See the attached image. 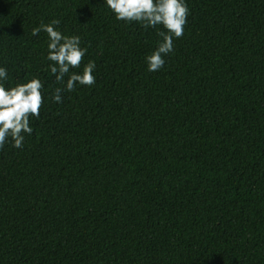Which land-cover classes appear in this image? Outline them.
I'll return each mask as SVG.
<instances>
[{
	"label": "trees",
	"instance_id": "1",
	"mask_svg": "<svg viewBox=\"0 0 264 264\" xmlns=\"http://www.w3.org/2000/svg\"><path fill=\"white\" fill-rule=\"evenodd\" d=\"M187 3L149 72L162 26L104 0H0L6 83L46 90L23 147L0 149V264H264V0ZM53 19L96 64L62 103L31 34Z\"/></svg>",
	"mask_w": 264,
	"mask_h": 264
},
{
	"label": "clouds",
	"instance_id": "2",
	"mask_svg": "<svg viewBox=\"0 0 264 264\" xmlns=\"http://www.w3.org/2000/svg\"><path fill=\"white\" fill-rule=\"evenodd\" d=\"M104 4L118 21L138 22L146 29L162 26L163 30L158 31L162 39L145 57L149 72L161 70L166 64L165 58L174 51V40L184 35L190 12L187 0H104ZM59 25L60 20L53 19L34 27L31 32L33 36L41 31L47 34L46 59L52 62L48 69L63 85L52 93V100L56 103L63 102V92L96 83V64L93 60L84 62L88 49L81 46V37L65 35ZM81 66V71H74ZM8 80L7 67L0 66V149L8 143L20 149L26 135L34 131L30 118H40L46 90L44 82L37 76L15 86H9Z\"/></svg>",
	"mask_w": 264,
	"mask_h": 264
}]
</instances>
